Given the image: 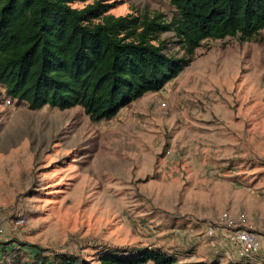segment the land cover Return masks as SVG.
Wrapping results in <instances>:
<instances>
[{
	"label": "rangeland",
	"instance_id": "1",
	"mask_svg": "<svg viewBox=\"0 0 264 264\" xmlns=\"http://www.w3.org/2000/svg\"><path fill=\"white\" fill-rule=\"evenodd\" d=\"M104 3L116 16L173 11L171 0ZM161 38L183 56L172 32ZM233 228L259 235L249 259L264 264V29L250 41L205 40L162 91L108 121L80 106L32 110L0 85V256L160 247L226 263L242 259Z\"/></svg>",
	"mask_w": 264,
	"mask_h": 264
},
{
	"label": "trees",
	"instance_id": "2",
	"mask_svg": "<svg viewBox=\"0 0 264 264\" xmlns=\"http://www.w3.org/2000/svg\"><path fill=\"white\" fill-rule=\"evenodd\" d=\"M0 0V85L32 110L80 106L93 122L161 91L192 61L207 39L256 38L264 29V0H171L169 17L143 10L116 16L96 0ZM172 32L182 57L167 52ZM0 264H254L249 258L182 261L160 247L102 249L96 259L68 251L23 247Z\"/></svg>",
	"mask_w": 264,
	"mask_h": 264
},
{
	"label": "built area",
	"instance_id": "3",
	"mask_svg": "<svg viewBox=\"0 0 264 264\" xmlns=\"http://www.w3.org/2000/svg\"><path fill=\"white\" fill-rule=\"evenodd\" d=\"M8 104H11V100H7ZM3 231L0 229V237ZM208 234L210 236L216 235V231L213 227L208 228ZM227 239L235 246L238 247L239 256L242 258H253L259 254L262 248L259 235L246 228H233L226 232Z\"/></svg>",
	"mask_w": 264,
	"mask_h": 264
},
{
	"label": "crops",
	"instance_id": "4",
	"mask_svg": "<svg viewBox=\"0 0 264 264\" xmlns=\"http://www.w3.org/2000/svg\"><path fill=\"white\" fill-rule=\"evenodd\" d=\"M162 90H163V89H162ZM162 90H161V91H162Z\"/></svg>",
	"mask_w": 264,
	"mask_h": 264
}]
</instances>
